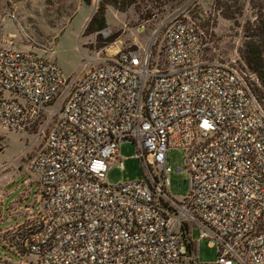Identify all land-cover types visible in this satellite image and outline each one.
I'll use <instances>...</instances> for the list:
<instances>
[{"label": "built area", "instance_id": "built-area-1", "mask_svg": "<svg viewBox=\"0 0 264 264\" xmlns=\"http://www.w3.org/2000/svg\"><path fill=\"white\" fill-rule=\"evenodd\" d=\"M180 16L156 31V55L157 37L119 48L102 29L74 76L35 52L53 47L0 49V127L44 137L28 165L37 210L0 231L21 264H201L194 228L215 245L214 264H264L261 85L240 59L209 55L204 32ZM124 143L141 179L109 186ZM171 150L184 155L180 201L167 192Z\"/></svg>", "mask_w": 264, "mask_h": 264}, {"label": "rangeland", "instance_id": "rangeland-1", "mask_svg": "<svg viewBox=\"0 0 264 264\" xmlns=\"http://www.w3.org/2000/svg\"><path fill=\"white\" fill-rule=\"evenodd\" d=\"M0 0V49L27 50V46L53 47L54 53L35 52L54 61L65 77L83 72L86 57H93L94 35L103 29L94 25L87 30L92 16L104 6L105 28L111 31L110 43L119 48L143 49L152 45L156 31L174 13L192 21L209 39L208 54L225 61H244V44L258 43L264 36V0ZM133 1V3H128ZM117 7H120L118 9ZM92 32V35L88 34ZM97 37V42H100ZM109 43V44H110ZM160 50V37L152 46L156 55ZM260 99L264 105V94ZM44 143V137L30 133H18L0 127V231L24 221L15 216L11 207L15 201L32 206L37 185L29 188L22 184L30 177L27 159L33 158ZM135 147L130 143L118 149V161L110 165L105 183L109 186L135 182L141 179V168L135 158ZM119 162L121 166H119ZM167 192L177 201L186 197L188 178L184 170L182 151L167 153ZM182 170L177 172L176 170ZM21 170V171H20ZM21 172V173H20ZM37 210V206L33 212ZM12 218V219H10ZM191 241L198 243V263L214 264L216 247L200 238L196 228L190 231ZM0 258L8 257L11 264H21L24 259L0 243Z\"/></svg>", "mask_w": 264, "mask_h": 264}, {"label": "trees", "instance_id": "trees-1", "mask_svg": "<svg viewBox=\"0 0 264 264\" xmlns=\"http://www.w3.org/2000/svg\"><path fill=\"white\" fill-rule=\"evenodd\" d=\"M116 2V0H113L111 4L116 6ZM128 3H133V1H129ZM117 8L120 9V7ZM103 12L104 6H101L90 19L87 30H90L93 25L95 29L105 28ZM92 32L93 31L88 34L92 35ZM109 40L110 38L106 41L107 44L110 43ZM98 44H100V42H98ZM243 58L248 70L258 78L264 94V36L258 43L248 42L244 44Z\"/></svg>", "mask_w": 264, "mask_h": 264}, {"label": "crops", "instance_id": "crops-1", "mask_svg": "<svg viewBox=\"0 0 264 264\" xmlns=\"http://www.w3.org/2000/svg\"><path fill=\"white\" fill-rule=\"evenodd\" d=\"M31 159L32 158H28L27 159V164L30 162ZM30 177H32L33 179H29L28 178V179L24 180L22 184H25L29 188L31 187L32 184H36L37 188H38L37 178L35 176L31 175V174H30ZM26 195H27V192H26ZM26 195L24 193L23 194V199H19L18 201H15L13 206L11 207L12 213L15 216V218H18V217L26 218L29 215V213L33 211L35 206H37V202H38L37 193L33 195L34 203H33L32 206H29V205L28 206L27 205L23 206L22 200L28 199V198H26ZM10 219H12V218H10ZM4 230H2V231H4Z\"/></svg>", "mask_w": 264, "mask_h": 264}]
</instances>
